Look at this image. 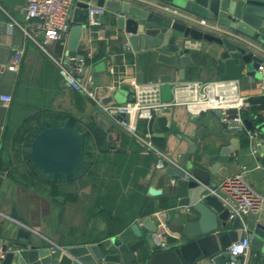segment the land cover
Listing matches in <instances>:
<instances>
[{
    "label": "crops",
    "instance_id": "obj_1",
    "mask_svg": "<svg viewBox=\"0 0 264 264\" xmlns=\"http://www.w3.org/2000/svg\"><path fill=\"white\" fill-rule=\"evenodd\" d=\"M24 3L25 0H0V94L12 96L9 106L0 103V220L4 222L0 244L7 236L6 216L13 206L23 216L24 222L38 232L37 239L49 246L110 243L112 236L131 235L129 226L140 217L150 216L162 222L173 211L188 179L168 174L165 170L168 166L157 168L152 153L154 159L145 175L137 180L138 184L144 186V191L141 192L140 201L130 208V221L125 225L116 219H108L98 201L104 189L97 188L87 176L72 177V181H68V177L66 181L57 177L55 181L66 194L55 195L51 193L49 182L52 181L49 176L39 177L37 169H29L30 160L23 157L28 150L24 140L30 138L29 130L38 128L40 121L49 123L51 118H59L54 114L56 112L64 114L63 118H69L67 114L73 116L81 123V131L87 123H96L103 128V121L98 116L102 114L107 124L103 128L107 139L118 145L125 132L102 111L98 103L83 91L67 84L57 63L23 32L21 26L27 23L23 13ZM110 19L111 15L105 11L102 17L99 16V24L87 25L77 47L78 54L91 58L96 55V60L88 65L83 60L84 76H92L100 99L112 95L111 103L129 101L134 82L160 80V75L166 73L172 75L171 81L179 80L178 63L171 67L159 61L153 47L150 50H133L125 35L110 24ZM28 25L34 31V21L28 22ZM67 36L68 33L51 44L49 52L60 57L63 64L71 65L73 61L66 54ZM252 41L256 45L254 52L264 64V42ZM200 42L199 48L184 50L205 55L204 64L191 60L184 68L182 80L219 78L222 70L220 46L212 42L205 48L204 41ZM99 61L104 62V69L91 71V66ZM255 74H246L238 80L242 93L250 101L260 99L256 110L250 108L246 111L254 124L251 129L260 132L257 125L264 123V88L262 80ZM162 116L167 119L166 129L156 124L154 118L152 130L158 135H153L148 126L146 132H141L149 133L150 139L151 136L164 137V148L151 141L172 160L178 162L184 154L183 171L192 174L198 168L203 173L217 164L210 174V180L218 185L223 177L245 170L248 181L264 194V151L261 148L252 151L254 140L245 131L234 134L225 130L213 110L191 114L185 106L175 105ZM19 136L23 137L20 141L17 140ZM259 137L262 138L260 134ZM140 153L144 154L142 150ZM150 187L157 192H149ZM92 215L99 217L101 222L95 224ZM253 215L255 222L264 225V201ZM230 223L231 220H228ZM175 235L165 227L164 234L158 237L157 242L163 244L162 248H167L173 243ZM240 262L264 264V243L261 249L250 243L248 254L241 256Z\"/></svg>",
    "mask_w": 264,
    "mask_h": 264
},
{
    "label": "water",
    "instance_id": "obj_2",
    "mask_svg": "<svg viewBox=\"0 0 264 264\" xmlns=\"http://www.w3.org/2000/svg\"><path fill=\"white\" fill-rule=\"evenodd\" d=\"M86 1L90 0H78L73 9L66 44V54L70 57L83 58L77 53V47L87 26ZM91 1L111 15L110 24L125 35L133 50L153 47L159 61L171 67L178 63L179 80L183 79L184 68L191 60L204 64L206 58L197 51L184 50L181 41L189 37L204 41L205 48L212 42L220 46V79H239L256 73L264 88V71H258L262 59L254 52L256 45L252 41L264 42V0ZM104 67V62L99 61L90 70L99 71ZM159 79L162 82L161 100L169 101L172 75L162 74ZM112 99V95L103 97L101 103L107 104ZM98 116L106 128L102 114ZM243 117L246 127L253 128L246 112ZM153 121L154 117L148 120L149 131L158 135L152 130ZM257 126L263 139L260 148L264 151V123ZM29 134L30 138L24 140L28 150L23 157L30 160L29 169H37L39 177L48 175L52 182L57 177L66 181L68 175L77 178L80 170H88L83 161L84 138L79 121L70 124L67 117L61 122L53 117L49 123L40 121L38 128H31ZM184 158L185 155H181L180 166H168L166 172L180 177ZM216 166L203 173L198 168L193 170L173 211L162 222L150 216L140 217L129 226L131 235L112 236L110 243L45 245L37 239L38 232L24 222L13 206L6 216L7 236L1 245L5 255L0 264H225L233 259L240 262V258L228 252V246L248 237L253 247L261 249L264 225L255 222L253 213L247 214L244 227L239 217L230 219L229 208L217 190V183L210 180ZM210 189L216 192H210ZM149 192L156 193L157 190L150 187ZM228 220H231L230 224ZM3 226V220H0V234ZM165 227L176 235L171 246L162 248L157 240L164 234Z\"/></svg>",
    "mask_w": 264,
    "mask_h": 264
},
{
    "label": "built area",
    "instance_id": "obj_3",
    "mask_svg": "<svg viewBox=\"0 0 264 264\" xmlns=\"http://www.w3.org/2000/svg\"><path fill=\"white\" fill-rule=\"evenodd\" d=\"M78 0H25L23 5L26 24L23 32L46 52L57 64L62 78L72 88L83 91L88 97L100 105L102 111L112 118L122 130L135 138L142 145V153H152L155 156V166L179 167L178 162L169 158L165 152L158 148L150 139V134H143L138 126V120H149L165 114L175 105H183L191 114L201 111L213 110L217 113L223 128L237 134L245 131L254 140L253 152L259 151L263 139L259 137V130L247 128L244 123L243 112L251 108L249 97L242 93L238 79H190L171 81V99L162 101L160 96V80L136 81L132 84V100L123 103L102 104L96 94V87L90 74L84 76L83 58L69 57L73 64H63L60 57L49 52V46L64 38L72 24V14ZM87 2V25L99 24V16L105 9L93 1ZM34 21V31L29 29L28 22ZM200 40L186 37L182 40L183 48H199ZM1 67H3L1 65ZM258 71H264V64L258 66ZM12 100L10 94H0L2 106H9ZM122 115V117H119ZM191 174L183 171L181 177L189 179ZM217 190L222 194V199L230 211V217H239L242 226H245L244 216L256 213L262 202L264 194L260 193L247 179L245 170L223 177L217 185ZM210 192H216L210 189ZM224 192V193H223ZM163 245V244H161ZM250 239L232 242L227 250L240 258L248 254ZM5 250L0 244V260L4 257ZM225 264H245L236 259Z\"/></svg>",
    "mask_w": 264,
    "mask_h": 264
},
{
    "label": "trees",
    "instance_id": "obj_4",
    "mask_svg": "<svg viewBox=\"0 0 264 264\" xmlns=\"http://www.w3.org/2000/svg\"><path fill=\"white\" fill-rule=\"evenodd\" d=\"M83 60L84 64L88 65L96 60V55L92 58L83 55ZM259 101V98L251 99L252 111L258 108L256 104ZM54 114L59 117V122L65 117L60 112ZM67 115L70 124H73L76 119ZM155 122L160 124L162 129H166L165 116H156ZM137 126L140 131L146 132L148 123L140 119ZM82 133L84 138L83 161L88 166V170H80L79 177L87 176L92 182L94 181L97 188L103 187V193L99 195L98 201L108 215V219H116L117 222L125 225L130 221L128 219L130 208L140 201L141 192L144 191V186L138 184V177L145 175L154 157L150 153L141 154V144L127 133L121 135L119 145L109 141L105 129L96 123H87ZM22 139L23 137L19 136L17 140ZM151 139L159 147L164 148V137L151 136ZM72 180V176L69 175L68 181ZM49 183L52 194H66L58 181ZM113 211H116L115 215Z\"/></svg>",
    "mask_w": 264,
    "mask_h": 264
},
{
    "label": "rangeland",
    "instance_id": "obj_5",
    "mask_svg": "<svg viewBox=\"0 0 264 264\" xmlns=\"http://www.w3.org/2000/svg\"><path fill=\"white\" fill-rule=\"evenodd\" d=\"M90 215H91V213H90ZM92 216L94 218V219H92V221L95 220V221H93V222H95V224H96V222H97V224L101 222V221L99 222V220H100L99 217H95L94 215H92Z\"/></svg>",
    "mask_w": 264,
    "mask_h": 264
}]
</instances>
